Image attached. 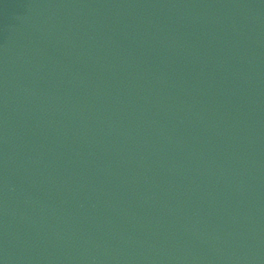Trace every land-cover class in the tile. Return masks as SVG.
Masks as SVG:
<instances>
[{
	"label": "water",
	"instance_id": "obj_1",
	"mask_svg": "<svg viewBox=\"0 0 264 264\" xmlns=\"http://www.w3.org/2000/svg\"><path fill=\"white\" fill-rule=\"evenodd\" d=\"M0 264H264V0H0Z\"/></svg>",
	"mask_w": 264,
	"mask_h": 264
}]
</instances>
